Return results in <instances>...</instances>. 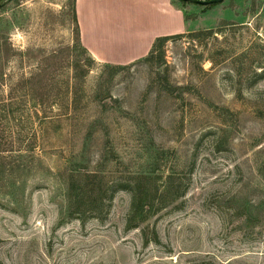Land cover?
<instances>
[{
    "label": "rangeland",
    "instance_id": "374dc122",
    "mask_svg": "<svg viewBox=\"0 0 264 264\" xmlns=\"http://www.w3.org/2000/svg\"><path fill=\"white\" fill-rule=\"evenodd\" d=\"M175 1L121 65L75 0H0V264H264V0Z\"/></svg>",
    "mask_w": 264,
    "mask_h": 264
},
{
    "label": "crops",
    "instance_id": "0c3cea01",
    "mask_svg": "<svg viewBox=\"0 0 264 264\" xmlns=\"http://www.w3.org/2000/svg\"><path fill=\"white\" fill-rule=\"evenodd\" d=\"M75 14L83 48L109 64L131 63L156 39L187 31L175 0H75Z\"/></svg>",
    "mask_w": 264,
    "mask_h": 264
},
{
    "label": "trees",
    "instance_id": "16d2710c",
    "mask_svg": "<svg viewBox=\"0 0 264 264\" xmlns=\"http://www.w3.org/2000/svg\"><path fill=\"white\" fill-rule=\"evenodd\" d=\"M183 3H191L189 0H179ZM195 4V3H193ZM207 6H213V5H207ZM76 21V19H75ZM199 35H196L194 38L198 37ZM171 38H160V39H157L154 43V46H153V50L151 52L152 53H155L156 49L161 46L162 44H164L165 42L169 41ZM152 56V55H151ZM131 192H132V217H136L137 215H139L140 211L143 210L145 208V204H146V199H143V192L140 190V191H137V189H134L132 188L131 189Z\"/></svg>",
    "mask_w": 264,
    "mask_h": 264
},
{
    "label": "water",
    "instance_id": "95a60500",
    "mask_svg": "<svg viewBox=\"0 0 264 264\" xmlns=\"http://www.w3.org/2000/svg\"><path fill=\"white\" fill-rule=\"evenodd\" d=\"M191 3H195L197 5L201 6H207V5H218L223 3L224 0H211L207 2L197 1V0H189Z\"/></svg>",
    "mask_w": 264,
    "mask_h": 264
}]
</instances>
